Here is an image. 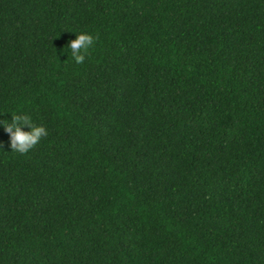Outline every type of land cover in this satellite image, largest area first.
<instances>
[{
	"label": "trees",
	"instance_id": "1",
	"mask_svg": "<svg viewBox=\"0 0 264 264\" xmlns=\"http://www.w3.org/2000/svg\"><path fill=\"white\" fill-rule=\"evenodd\" d=\"M0 113V264H264V0H0Z\"/></svg>",
	"mask_w": 264,
	"mask_h": 264
},
{
	"label": "clouds",
	"instance_id": "2",
	"mask_svg": "<svg viewBox=\"0 0 264 264\" xmlns=\"http://www.w3.org/2000/svg\"><path fill=\"white\" fill-rule=\"evenodd\" d=\"M95 43L94 37L87 33L81 32L75 35V39L70 40L68 49L71 57L76 64H83L89 50ZM2 114V113H0ZM11 120H0V126L10 136V145L12 151L24 154L37 145L42 138L48 135L47 129L42 125H34L30 118L23 113H11ZM29 130H24L25 128Z\"/></svg>",
	"mask_w": 264,
	"mask_h": 264
}]
</instances>
